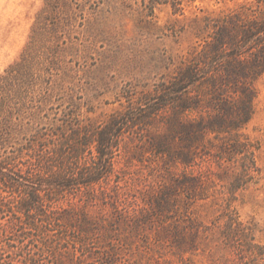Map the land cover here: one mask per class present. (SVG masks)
Masks as SVG:
<instances>
[{"label":"trees","instance_id":"1","mask_svg":"<svg viewBox=\"0 0 264 264\" xmlns=\"http://www.w3.org/2000/svg\"><path fill=\"white\" fill-rule=\"evenodd\" d=\"M190 1L143 0L150 16L157 5L182 12ZM61 6L68 3L43 0L28 41L0 73V264H63L62 257L72 264L87 257L85 235L99 224L75 204L105 201L109 185L119 186L116 165L126 139L141 136L151 121L182 125L183 142L195 139L216 164L236 166L231 193L259 171L258 145L243 129L264 74V0L194 17L196 43L181 64L152 90L137 97L128 91L127 104L100 123L84 116L73 97L66 108L54 107L58 44H45L60 40ZM157 135L159 154L187 164L186 153H173L167 135ZM218 220L213 237L223 253L214 264H264V245L251 224L230 207Z\"/></svg>","mask_w":264,"mask_h":264},{"label":"rangeland","instance_id":"2","mask_svg":"<svg viewBox=\"0 0 264 264\" xmlns=\"http://www.w3.org/2000/svg\"><path fill=\"white\" fill-rule=\"evenodd\" d=\"M64 1L68 7L57 15L60 40L45 44H58L52 101L61 110L73 97L84 116L100 123L127 104L128 91L137 97L152 90L181 64L196 43L194 17L234 10L241 0H193L182 12L160 4L152 16L143 0ZM42 5L43 0H0V73L28 41ZM256 89L243 132L258 145L259 171L244 187L231 193L237 167L216 164L195 139L183 142L182 125L151 121L141 136L126 139L116 165L119 186L109 185L105 201L75 204L99 225L85 235L90 254L72 264H214L211 259L223 253L214 225L227 207L254 227L264 245V74ZM159 131L173 153L188 155L187 164L157 152Z\"/></svg>","mask_w":264,"mask_h":264}]
</instances>
